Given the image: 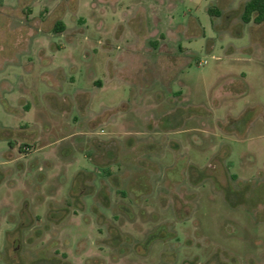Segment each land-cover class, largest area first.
I'll return each instance as SVG.
<instances>
[{
  "label": "rangeland",
  "instance_id": "1",
  "mask_svg": "<svg viewBox=\"0 0 264 264\" xmlns=\"http://www.w3.org/2000/svg\"><path fill=\"white\" fill-rule=\"evenodd\" d=\"M247 1L0 0V264H264Z\"/></svg>",
  "mask_w": 264,
  "mask_h": 264
},
{
  "label": "trees",
  "instance_id": "2",
  "mask_svg": "<svg viewBox=\"0 0 264 264\" xmlns=\"http://www.w3.org/2000/svg\"><path fill=\"white\" fill-rule=\"evenodd\" d=\"M242 19L244 22H254L256 24L264 23V0H248L242 11ZM65 24L58 21L55 25V31L61 32L65 29Z\"/></svg>",
  "mask_w": 264,
  "mask_h": 264
}]
</instances>
